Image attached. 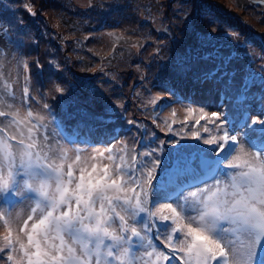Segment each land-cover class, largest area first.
<instances>
[{
  "label": "snow or ice",
  "instance_id": "1",
  "mask_svg": "<svg viewBox=\"0 0 264 264\" xmlns=\"http://www.w3.org/2000/svg\"><path fill=\"white\" fill-rule=\"evenodd\" d=\"M23 7L36 14L30 3ZM184 20L190 43L169 60L183 85L163 79L167 95L149 103L160 111L180 104L187 115L178 128L175 119L163 121L166 138L128 120L139 134L131 148L116 130L117 109L91 80L81 81L83 99H69L77 85L60 75L53 96L60 112L48 102L34 112L30 65H40L16 60L26 73V111L15 108L11 84L0 91V106L14 109L0 110V125L8 121L0 127L4 264H264V64L252 67L264 54L237 68V57L208 39L218 30L191 13ZM224 35L233 47L241 43L235 32Z\"/></svg>",
  "mask_w": 264,
  "mask_h": 264
},
{
  "label": "rangeland",
  "instance_id": "2",
  "mask_svg": "<svg viewBox=\"0 0 264 264\" xmlns=\"http://www.w3.org/2000/svg\"><path fill=\"white\" fill-rule=\"evenodd\" d=\"M25 3L33 6L34 16L24 9ZM186 13H191L202 27L219 31L218 38L208 39L223 55L231 52L237 57L233 61L235 67L244 66L250 57L264 54V3L260 0H111L105 3L99 0H0V34L11 57L14 78H23V81L26 74L22 68H17V59L37 61L40 65H30L29 86L31 96L36 98L33 110L39 111L40 104L48 102L54 113L60 112L62 102L53 99L55 83L61 82L60 75L77 85L69 99H83L87 91L81 81L91 80L103 92L104 99L117 109L116 115L121 117L115 124L119 138L132 147L139 134L135 127L127 124L128 120L143 122L149 135L156 131L161 138H166L161 131L165 127L163 121L171 123L175 119L178 128L187 115L180 104L160 111L149 103L158 95H167L158 86L163 79L183 85L169 60L182 56L190 43L184 20ZM210 19L212 24L208 23ZM17 21H22V30L18 29ZM58 29L68 35H58ZM225 32L237 33L241 43L233 47L235 40H229ZM17 38L24 41L23 47L10 42ZM158 46L162 47L156 56L154 50ZM50 61H56L62 73L51 66ZM261 64L264 60H256L252 67L260 72ZM16 83L12 84L17 96L14 105L23 114L26 109L20 98L25 84ZM190 87L186 85L184 90ZM44 92L47 95L41 97ZM102 102H95L97 110ZM157 115L158 127L152 123ZM8 131L14 130L9 127ZM190 140L186 143L195 145ZM3 231L0 222V233ZM0 264L4 261L0 260Z\"/></svg>",
  "mask_w": 264,
  "mask_h": 264
},
{
  "label": "trees",
  "instance_id": "3",
  "mask_svg": "<svg viewBox=\"0 0 264 264\" xmlns=\"http://www.w3.org/2000/svg\"><path fill=\"white\" fill-rule=\"evenodd\" d=\"M99 1L101 3H105V2H109L111 0H99ZM57 33H58V35H61L62 37H66L65 35L67 34L66 32H62L59 29L57 30ZM0 52L3 53V56L0 57V91H2V86H3L4 82H7V83L11 84V90H12V84H14L16 82H17L16 84H19V86L25 84L24 80L22 81L23 78L21 80H18L16 78H14V69H13L12 65L10 66L11 57L7 53L9 51L6 48V45L4 43V38H3V36L1 34H0ZM32 92H34V87L32 89ZM7 102L8 103H13L10 99H8ZM32 103H33V101H32ZM32 103H31V107H32ZM143 108H145V107H143ZM0 110L9 111V110H13V109H9L6 106H0ZM33 111L36 112L35 110H33ZM7 124H8V121H4V124L3 125H0V126H5ZM191 145H194V144H191ZM193 150H196V148L193 147L191 149V152Z\"/></svg>",
  "mask_w": 264,
  "mask_h": 264
}]
</instances>
